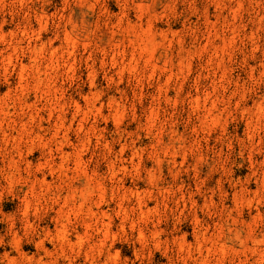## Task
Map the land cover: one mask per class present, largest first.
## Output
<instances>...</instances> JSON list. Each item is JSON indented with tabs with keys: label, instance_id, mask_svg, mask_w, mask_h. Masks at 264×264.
Masks as SVG:
<instances>
[{
	"label": "rangeland",
	"instance_id": "374dc122",
	"mask_svg": "<svg viewBox=\"0 0 264 264\" xmlns=\"http://www.w3.org/2000/svg\"><path fill=\"white\" fill-rule=\"evenodd\" d=\"M40 15L38 43L57 47L53 89L30 80L21 93L7 58L29 64ZM0 109V257L184 264L174 239L210 225L235 237L217 264H264V0H0ZM77 157L94 180L85 209L99 215L88 226L72 208L61 244L58 203L73 191L81 201L88 183Z\"/></svg>",
	"mask_w": 264,
	"mask_h": 264
},
{
	"label": "bare ground",
	"instance_id": "6f19581e",
	"mask_svg": "<svg viewBox=\"0 0 264 264\" xmlns=\"http://www.w3.org/2000/svg\"><path fill=\"white\" fill-rule=\"evenodd\" d=\"M39 31L37 32L38 34V37L35 36V38L37 37L36 40H33L34 42L31 43L30 41L33 39H31L27 45V50L29 53H30V57L29 59H31V61L29 62L28 65H25V64H22V63H17V64H13V55L10 54L9 57L7 58L8 60V63H7V66L10 67V66H13L14 68V71H16V69H18V71H16V74H17V78H18V84H19V90L22 92H24L25 88H27L29 86V83H30V80H32V85L33 87H35L37 90H39L41 87L43 86H48L50 87V89H53L51 86H50V82L51 79L49 77H51V74H49L48 72V69L50 68H54V65H55V62H54V57H55V54H56V51H57V47L55 48L54 46L48 50L46 45L44 43H38V39H39V36H40V31L45 29L46 28V24L47 22H44V17L40 15L39 19ZM37 21V22H38ZM37 31V30H36ZM35 32V31H34ZM34 32H31L32 35ZM42 32V31H41ZM36 34V33H35ZM36 34V35H37ZM2 37L5 38V34L2 32L1 33ZM41 40V39H40ZM12 47V52L13 54H15L17 52V55L23 53L25 51V49L20 45V43L18 42V44L14 45V46H11ZM140 49V48H139ZM18 51H20L21 53L18 54ZM142 51V50H140ZM48 54L47 58L48 60L45 58V54ZM24 54V53H23ZM135 55V54H134ZM134 56L132 55L131 58H133ZM18 58V57H17ZM41 58H45V60H47L46 62L49 61V63L44 67L42 65V60ZM57 60V59H56ZM132 60V59H131ZM7 66H5V72L8 71L9 68H7ZM58 67V66H57ZM12 68V69H13ZM51 69V70H52ZM55 69V68H54ZM58 68H56L57 70ZM55 70V71H56ZM55 75V74H54ZM30 78V79H29ZM53 78V75L52 77ZM56 82V81H55ZM92 82V81H91ZM49 83V84H48ZM54 85V84H53ZM50 101V100H49ZM47 103V102H46ZM75 104V108L76 109L75 111L77 113H81L83 112V115L85 116H88L87 114L90 113V110H89V107L86 109L87 111H83L82 107L79 105V103H76V102H73ZM93 103V102H92ZM50 104V102H49ZM54 105V104H53ZM52 105V106H53ZM57 106V105H56ZM94 107V106H92ZM50 108V107H49ZM51 108H54V107H51ZM73 109V108H72ZM1 110V109H0ZM52 110V109H51ZM95 110V109H94ZM97 110V109H96ZM4 111V109H3ZM6 111H7V108H6ZM2 112V110H1ZM93 112V111H92ZM2 113H6V112H2ZM9 113V112H7ZM7 115V114H6ZM76 115V113H75ZM78 116V115H77ZM7 117V116H6ZM75 117V116H74ZM83 118V116H82ZM86 118V117H85ZM62 122V121H61ZM61 127V126H60ZM58 128V127H57ZM65 128V127H64ZM58 132V130L56 131ZM6 134V133H5ZM7 138H12V139H15V136H13V134L11 133L10 135H5ZM55 136H57V134H55ZM54 136V137H55ZM58 137V136H57ZM60 140V139H59ZM8 141V140H7ZM62 141H67L68 142V137L64 134V136L61 138V141H59L60 143L59 146L57 147V151H60V155H61V166L60 168H63V169H68L69 170V160H70V154L68 152H66L64 150L65 148V145ZM58 142V141H57ZM66 142V143H67ZM69 144V142H68ZM57 145V144H56ZM68 146V145H67ZM66 146V147H67ZM121 160V159H119ZM124 161V160H123ZM161 161V160H160ZM74 163V167L77 168L78 170H80L85 179L88 180V183H87V186L85 187V189L83 191H81L80 193V197L82 198L81 201H79L77 199V196L76 194L74 193L73 191L72 194L69 192L67 195H65V197H63L61 199V203L59 202L58 203V200L60 198L59 195H56V197L54 196L55 200H54V203L56 202V204L58 203V210L56 212V216H57V219H58V222L60 224V227L61 229L57 232V235H56V239L57 241H59L61 244H68L70 243V239H69V235H68V223L70 221V215L71 213L73 212V209H76L78 211H81V212H84V214H82L84 217V220L86 222V224L88 226H90V223L93 222V220L95 218L98 217L99 213L98 212H95L93 211V209L91 207H88L87 209H85L86 207V203L88 202V198L89 196H92L90 193H91V189H92V186L90 187V185L92 184V181H94L91 177L90 174H87V171L84 170V167H83V161H82V158L81 157H77V159L73 162ZM118 163V162H117ZM121 163V161H120ZM118 165V164H117ZM116 165V167H118ZM125 166H123L124 168ZM16 168V167H15ZM112 168V167H111ZM117 169V168H116ZM67 170V171H68ZM112 172V170H111ZM149 173V172H148ZM10 174V173H9ZM8 174V175H9ZM65 174V173H64ZM81 175V173H80ZM91 176V177H90ZM36 177V176H35ZM34 177V180L36 182L39 183L40 187L43 188L45 187V185H48L47 181H46V178L43 177L42 180H39L38 178H35ZM97 178V177H96ZM152 178V177H151ZM153 179V178H152ZM102 181V180H101ZM35 182V183H36ZM97 182V181H96ZM97 184V183H96ZM99 184H97L98 186ZM117 186V185H116ZM98 187H101V185H99ZM118 188V187H117ZM74 189V188H73ZM76 189V188H75ZM96 189V187H95ZM100 189V188H99ZM103 189V188H102ZM93 190V189H92ZM118 192V190H117ZM122 192V191H121ZM90 194V195H89ZM124 194V193H123ZM138 195V194H137ZM136 195V196H137ZM63 196V195H62ZM121 196V195H120ZM140 196H138L139 198ZM123 198V201L125 199V197H121ZM143 198V197H142ZM91 199V198H89ZM137 199V198H136ZM53 200V199H52ZM143 200V199H142ZM122 201V202H123ZM139 202V203H138ZM144 202V201H143ZM139 204V207L140 205L142 204L140 199H138V201L136 202ZM57 206V205H56ZM53 207V206H52ZM137 207V206H136ZM73 208V209H72ZM28 209H29V201L25 200V204H24V212H23V215L25 217L26 214L28 213ZM147 210L144 211V210H141L140 208V211H141V214H146L149 209L146 208ZM77 211V212H78ZM122 211V210H121ZM79 212V213H81ZM115 213V212H114ZM123 213V212H122ZM73 214V213H72ZM148 214V213H147ZM121 215V214H120ZM23 216V217H24ZM119 216V214H118ZM123 216V215H122ZM124 217V216H123ZM105 218H108V222L105 221ZM111 216L105 212H103L102 216H101V219L100 220H97V223L100 221L101 223V228L99 229V231L103 234V237L102 239H107L108 238V235H109V231H110V228H111V225H112V221H111ZM123 220V219H122ZM199 220L197 219V222ZM29 220L28 218H26V224L25 226H29ZM122 225V224H121ZM199 229L198 230H195V233L193 234V242L189 241V238L187 237V235H183V236H179V237H176L174 239V244L176 245V248L178 250V252L180 254L183 255V261H184V264H212V260H215L213 264H217L219 262H222L224 261V257L226 255V248H227V243L228 242H232L233 241V238L235 237H231V235H227L225 234V231L223 229V226H220V229L218 232H216L215 229H212L211 230V226L210 225H199ZM216 227V225H215ZM225 228V227H224ZM218 230V229H217ZM232 232V231H230ZM234 233V232H232ZM143 234V233H142ZM12 238L10 239V244L15 247V248H19L20 245H21V241H20V238L18 237V235L16 233L12 234ZM53 237V236H52ZM52 237H50L49 234H46L45 235V238L42 237V239L40 238V240L37 242V245L46 253L48 254L49 251L46 249L45 245H46V242L48 240H53ZM141 237V236H140ZM143 237V236H142ZM141 237V238H142ZM153 237H159V234H156L155 232L153 233ZM144 238V237H143ZM236 238H239V237H236ZM155 240V239H154ZM100 243H103V242H100ZM99 243V244H100ZM157 243H160V239L157 240ZM159 245V244H158ZM102 246V244H101ZM104 249V248H103ZM263 251V250H262ZM99 252V251H98ZM263 253V252H262ZM216 254H218V257H216ZM264 254V253H263ZM262 259V258H261ZM0 260H2V263H6V264H16V260L15 258L10 254V253H4L3 256L0 257ZM29 261V260H28ZM58 262V260H57ZM262 262V261H261ZM260 262V263H261ZM30 264V262H29ZM33 264V263H31ZM37 264H48L47 262L43 261L42 259H39ZM56 264V263H55ZM59 264V262H58ZM62 264H77L75 263L74 261H71L69 260L67 263L63 262Z\"/></svg>",
	"mask_w": 264,
	"mask_h": 264
}]
</instances>
